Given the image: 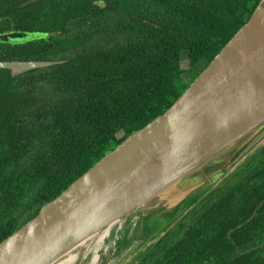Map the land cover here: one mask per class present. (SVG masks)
<instances>
[{
  "label": "trees",
  "instance_id": "obj_1",
  "mask_svg": "<svg viewBox=\"0 0 264 264\" xmlns=\"http://www.w3.org/2000/svg\"><path fill=\"white\" fill-rule=\"evenodd\" d=\"M260 2L0 0V34H44L0 41V60H64L17 77L0 69V243L168 110ZM237 185L225 180L185 203L124 264H264V192Z\"/></svg>",
  "mask_w": 264,
  "mask_h": 264
},
{
  "label": "water",
  "instance_id": "obj_2",
  "mask_svg": "<svg viewBox=\"0 0 264 264\" xmlns=\"http://www.w3.org/2000/svg\"><path fill=\"white\" fill-rule=\"evenodd\" d=\"M63 62L0 60V69L17 77ZM263 140L261 0L248 22L168 110L108 152L0 243V264H56L113 224L168 202L174 209L167 215L175 221L185 203L210 191ZM179 206L178 214L171 216ZM144 216L150 240L156 229L150 215Z\"/></svg>",
  "mask_w": 264,
  "mask_h": 264
},
{
  "label": "bare ground",
  "instance_id": "obj_3",
  "mask_svg": "<svg viewBox=\"0 0 264 264\" xmlns=\"http://www.w3.org/2000/svg\"><path fill=\"white\" fill-rule=\"evenodd\" d=\"M144 218V215L143 217L140 216L139 211L133 213L124 221L115 223L106 229L95 240L89 242L85 246L84 250L70 252L56 264H85L83 263L84 258H88L89 261L87 264H100L102 261V250L103 256H105L106 259V264H114L117 260L118 252L121 254L130 252L133 248H136L138 243L141 241L143 242V240L147 237V233L143 227ZM139 221L140 225L139 227H136V224ZM120 233L123 234L122 239L127 237L128 242L126 244L123 243L119 248H117L116 241L114 243L113 240ZM86 252H90L91 256H88Z\"/></svg>",
  "mask_w": 264,
  "mask_h": 264
},
{
  "label": "rangeland",
  "instance_id": "obj_4",
  "mask_svg": "<svg viewBox=\"0 0 264 264\" xmlns=\"http://www.w3.org/2000/svg\"><path fill=\"white\" fill-rule=\"evenodd\" d=\"M5 34V35H4ZM4 34H0V41H5V42H8V43H12V44H20V43H27V42H30V41H35V40H38L40 38H42L44 36V34H40V33H27V32H9V33H4ZM182 61H183V67L184 69H188L189 68V61H188V56L186 53L183 54L182 56ZM185 77L188 79V81H191L193 79V75L191 73H186L185 74ZM240 145V144H239ZM234 149V148H233ZM158 199H156L155 201L151 202L150 205H155L158 201ZM170 203L168 206L167 204ZM167 204L163 205L162 207L160 208H156V209H153V208H149V211H145V210H140L139 211V214L141 217H143V215H150V218H149V223H150V219H151V226L153 227V229H156L154 230V237H158L161 233H163L168 227L167 226H170L172 225L175 221L174 219L170 218L167 214L169 212H171L174 208H171L173 206V203L171 202H168ZM167 206V207H166ZM166 207V208H165ZM148 208V207H147ZM154 210H158V212H161L162 215L159 213V214H156V211L155 212H152ZM152 212V213H151ZM151 213V214H150ZM166 218H165V217ZM162 218V219H161ZM141 219V218H140ZM164 219V220H163ZM141 221V220H140ZM140 221L136 224V227H139V223ZM158 229H159V232H158ZM163 229V230H162ZM157 232V233H156ZM122 236L123 234L120 233L118 234L117 237H115V239L113 240V242L115 243L116 241V247L118 248L122 243H125V240L128 241L127 237L122 239ZM151 238L150 240H148V238H145L143 240V242L141 243H138L136 245V248L132 249L129 253L127 254H121L120 252H118V257H117V260L114 264H124L126 262H129L133 256L135 255V253L132 255V253L137 249V248H141V249H144L146 245H148L151 240L153 239ZM124 240V242H123ZM148 240V241H147ZM147 241V242H146ZM126 244V243H125ZM86 246V245H85ZM85 246L79 248L78 250H84L85 249ZM124 248V246H123ZM77 250V251H78ZM86 254L88 256H91V253L90 252H86ZM101 254H102V261L100 262V264H106V259H105V256H103V250L101 251ZM88 258L87 259H83V263L87 264L88 263Z\"/></svg>",
  "mask_w": 264,
  "mask_h": 264
},
{
  "label": "flooded vegetation",
  "instance_id": "obj_5",
  "mask_svg": "<svg viewBox=\"0 0 264 264\" xmlns=\"http://www.w3.org/2000/svg\"><path fill=\"white\" fill-rule=\"evenodd\" d=\"M249 168H251V171L254 172L255 175L250 176V177H245V175H243V173H246V171ZM261 170L264 171V140L242 162H240L238 164V166L228 176H226L218 184L225 182V180H230V182H232V179H235L238 183L237 186L243 187V186L247 185L248 183H251V181H252V182L256 183L255 188L261 193V192H264V176L256 175L258 173V171H261ZM233 172H237L238 175L236 177H231V174ZM237 186H235V187H237ZM261 204H263V202ZM258 208L259 207H257L255 209L254 214L251 217V220L253 218H255V215L257 214ZM254 231H255V229L251 231V234H250L251 240L255 239L252 236V233ZM230 233H229V237H230ZM261 240H262V243H260L256 247V249L264 247V234L262 235ZM236 245H237V243H236ZM261 259L264 260V252L261 256Z\"/></svg>",
  "mask_w": 264,
  "mask_h": 264
}]
</instances>
